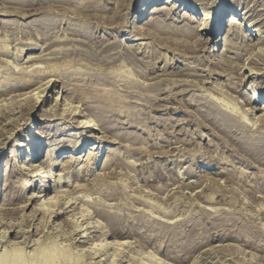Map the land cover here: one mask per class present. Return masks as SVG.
Segmentation results:
<instances>
[{
  "label": "rangeland",
  "instance_id": "rangeland-1",
  "mask_svg": "<svg viewBox=\"0 0 264 264\" xmlns=\"http://www.w3.org/2000/svg\"><path fill=\"white\" fill-rule=\"evenodd\" d=\"M135 1L131 6L130 0H0L3 178L10 152L20 155L19 164L10 171L14 181L0 197V217L10 225L25 220L30 230L37 225L44 230L46 226L44 234L34 230L29 237L26 253L30 258L38 248V239L59 234L61 220H45L39 211L30 220L34 202L30 208H23L27 205L24 200L12 201L18 188L28 197L35 193L36 184L28 178L22 175L23 180L16 181L20 164L24 165L39 147L24 138L29 132L26 119L50 110L55 104L52 96L59 92L63 100L71 101V107L93 112L101 125L99 138L85 143L87 152L65 163L69 160L65 156L74 150L72 146L81 141L82 132L76 124L70 126L71 118L59 116L39 123L38 127H46L51 135L41 139L43 150L33 162L39 160L40 164L44 149L51 144L55 155L47 167L53 181L66 184L61 190L69 198L78 196L93 204L94 210L98 206L95 214L106 224L114 223L110 215L121 218L122 223L116 226L124 229L129 241L145 252L166 256L170 264H264V152L251 157L230 151L234 146L219 138L210 119H205L212 102L219 108L221 104L228 113L230 108L236 109L239 116L251 107L254 94L264 104V0H174L180 7L170 15L159 10L141 18L144 0ZM185 3L196 8H202L201 3L206 5L213 19L224 15L221 25L225 30L210 44L196 48L200 37L196 33L186 36L182 30L198 26L184 20L181 7ZM232 15L252 25V30H260L261 58H255L257 65H245L247 72L242 66L257 41L240 25L228 23ZM151 19L165 30L149 23ZM80 28L88 35L79 34ZM229 32L236 35L231 37ZM227 36L230 43L225 41ZM23 78L37 81V85L12 88ZM47 83L49 87L55 83L48 92L51 97L28 110L29 95H22L34 88H39L35 92L39 94ZM42 85L45 87L40 88ZM63 105L64 101L61 109ZM17 124L25 132L19 131ZM250 124L254 127L252 121ZM14 128L18 130L10 141L7 132ZM251 134L258 146H264L263 126L256 125ZM94 145L99 160L91 168L87 158ZM197 180L205 185L191 183ZM7 226L0 225V232ZM15 236L9 234V240L16 242ZM21 238L17 243L24 241ZM9 240L0 244L1 251L10 245Z\"/></svg>",
  "mask_w": 264,
  "mask_h": 264
},
{
  "label": "bare ground",
  "instance_id": "bare-ground-1",
  "mask_svg": "<svg viewBox=\"0 0 264 264\" xmlns=\"http://www.w3.org/2000/svg\"><path fill=\"white\" fill-rule=\"evenodd\" d=\"M135 2H136L135 0H130V3H131L130 5L135 6ZM86 5H88V4H86ZM166 6L171 7V9L167 8ZM182 6H183V8L181 7V10L183 11L182 14L185 16L184 20L190 22V24L196 23L198 25L197 27H191V26L188 27L191 30H187V29L182 28V30L186 34V36L187 35L190 36V35L196 33L197 36L200 37V38L197 37V38H199V40H198V43L196 42L197 44L195 43L196 48L200 44H203L205 42H206V44H210L212 42V38L218 37V34L222 30H225L226 26H223V28H222V25H221L222 20L224 18V15L218 17L217 19H213V17H211V13L208 12L209 8L202 3L199 4V6H201L202 8H196L195 6H192L191 4H187V3L182 4ZM136 7H137V5H136ZM175 7H180V6H178L174 0H144V4L141 8L142 13H141L140 18L147 12L148 13L151 12V14H152V13L157 12L159 10H162L161 11L162 14L167 13V15H170V12H172V11L174 12L175 9L177 10V8H175ZM197 14H198V16H196ZM154 20L155 19H151L149 21V23L155 24V26L156 27L158 26L159 29H161L160 27L164 26V25L162 26L160 24V22H156ZM228 23L231 26L238 25V27H239V25H240V28L242 29V31H244L246 33L247 36L249 35L251 38L254 39V41L255 40L257 41V42H254V44L251 46V49L248 53L249 56L247 57V59L244 62V65H243L244 67L242 66V68L244 70H246V72H247L248 71L247 67L251 66V65H257V63L255 61H257L259 58H261L260 57L261 55L259 54V50H258L259 41H260L258 36L260 34V30H256V29L252 30L253 29L252 25L243 24L242 22L239 21V19H237V16H234V15L229 17ZM156 27H155V29H156ZM163 29L165 30L164 27H163ZM164 30H162V31H164ZM80 33H82V35L87 36L89 32L84 28H80L79 34ZM182 35H183V33H182ZM228 35L229 36L231 35V37H232L236 34L234 32H229ZM229 38L230 37L227 36V38L225 39V41H227V43H230ZM166 45L170 46L171 43L166 44ZM172 45H174V44H172ZM262 51H264V50H262ZM255 58H258V59L255 60ZM240 67H241V65H240ZM40 69H41V67H40ZM123 71H125V70H123ZM81 72H82V70H81ZM122 72H121V75L123 74ZM38 78H39V76H38ZM41 78L44 79L43 76ZM19 79H21V78H19ZM14 83H15V81H14ZM36 83H37V81H34V82H32V80L30 81V78L29 79L23 78L22 80H20L19 84H18V81H17L16 85L12 84V88H13V86H14V88H15V86L17 87L18 85H20L21 88H22V85H26L25 86L26 88H29V87L31 88L32 86L37 85ZM48 83L50 84V82H48ZM48 83L45 84L46 87L44 85H42L41 87L39 86L40 88H43V86L45 87L43 90H41L42 92L40 91L41 94L39 91H38L39 94L35 93L39 89L37 87H36L37 89L34 88L33 90H31L28 93L27 92L24 94L22 93L23 94L22 96L29 95V97L27 98V99H29L27 101L28 102L27 106L29 108V109L27 108L28 110L33 111L34 109H36L37 107L42 105V103L45 101L46 96L51 97V95H48V92H49V90H51V87L55 83H53V85L51 87L48 86L49 85ZM23 88H24V86H23ZM11 91H13V90H11ZM46 91H47V94L42 95ZM16 96H18V95H16ZM247 97H249V96H245L244 99H247ZM63 99H64V96L60 95L59 92H56L54 98L52 96V102H54L55 104L50 110L45 109L44 111H42L43 113L40 116L36 115V116H32V117L26 119L25 125L29 124V127H27V128H29V132L25 133L26 135H24V138L29 143H33L34 141L37 142L39 147L35 148V151L32 152L31 156L29 157V159L26 161V163L24 165L20 164V166L17 169L19 171L18 172L19 176L17 174V177L16 176L15 177L17 178L16 181L18 183L23 180V178L21 177L23 175L24 177L28 178L29 182L36 184V186H34L35 193L34 192L31 193V195L28 197L25 194V191H22L18 188V190H16L17 194L15 195V198H14V200H12L14 202L15 201L23 202V200H24V203L27 202L26 203L27 205L22 206L23 208H27L28 206H29L28 208H30L32 206V202H34V207H32V211L30 212V214L32 213L33 218H31L30 220L34 219V217L38 211L40 213H42V218H44V219L48 218V219L52 220V218H53L54 220H61L62 223H60L61 226H60L59 234L54 236V237H48V236L45 237L44 236L43 239L42 238L38 239L39 240L38 241V248L35 250V255H34V251L32 253L34 255V257L30 258L26 253V248L29 245V243H28L29 237H31V235L33 236L34 230L36 231V233H38V232H39V234L42 233L46 229V226H45V228L43 227L44 230H41V228L37 227L38 225L36 224L37 225L36 228L34 227L33 230H30L31 226L27 225V223H25V220L24 221L22 220V222H19L18 225H16L17 223H14L15 222L14 221L13 222L15 224V226H14L12 221H11V223L13 225H10V224L4 222V220H6L5 217H4V220L0 217V225H8L7 226L8 228L6 231H4L3 233L0 232V233H2V235L0 234L1 235L0 236V244L5 243L3 240H6V239L9 240V237H8L9 234L16 235L15 236L16 242L9 240L10 245H4L3 244L5 246V247L3 246L4 247L3 251H1L2 249H0V264H170L167 261L168 259L166 258V256L164 258H161V257H158L159 254H154L151 252H145L144 248H142L141 246H135L134 242L129 241L128 238L125 236L124 229L121 230L119 228V226L118 227L116 226L117 223H119V222L122 223L121 218H119L115 215H110L109 217H111L113 220L115 219L114 223L110 222V224H109V222H108V224H106L103 220H100L101 217H99V216L97 217L98 213L95 214V211H99L98 206L95 207L96 210H94V209H92V208H94L93 204H90V203L86 204L85 202H83L84 200H81V198L80 197L78 198V196L74 197V198H69L67 196L68 194L65 193L66 191L61 190V188L63 186H65L66 184L65 183L61 184V182H59V181H53V179L51 178L53 176V174L51 173V170H48V167H47V163H49L52 160L53 156L55 155V148H53V146H51L50 143L47 142L48 145L50 144V147L48 149L46 148L47 150L44 149V152H43L42 157H41V159L42 158L43 159L40 161V164H39V160H36V162H33V159L36 158L37 154H40L42 152L41 150H43L41 148V144H43V141H41V139L47 138L49 135H51L48 130H45L46 127H42V126L38 127L40 122H46L49 119L56 118L59 116H61L63 119L71 118L70 120H72V124L70 126L73 127V124H76V127H78V129L82 132V133H80V137H79V138H81V141L78 144H74L72 146L74 148V150H72V152H69L72 154H68L67 156H65L66 159H69V160H66L65 163L71 162L73 159H75L74 156L83 154L84 152H87L88 148H85L86 142H89L93 138H99V136L97 134L100 130L101 125L96 118L97 116L92 114L93 112H91L90 114L88 112L86 113L84 110L81 109L82 108L81 106L71 107V104H70L71 101L68 102L67 99H65V100H63ZM258 99H260V98L257 97V94H254V96L252 97V100L249 103L251 105V107L249 109H246L247 111H245V113H243V115H241V116L237 115V111H235L236 109L231 110V108H230L229 110L231 112L228 113L226 110L221 109V106H222L221 104H220V108L215 106L216 104H214V103H217V102H212V104H210V105L208 104L209 106H208L207 113L205 112L206 113L205 119H206V117L208 119H210L209 122L211 121L212 127L214 129H216L215 131H217L219 133V135H217V136H219V138L223 139V141L225 143H228L231 146L232 145L234 146V148H232L233 150L231 148L230 149L228 148L230 151H233V152H236L239 154L251 155V157L255 156V155L258 156L259 154H262L264 152V146H258L255 136H253V134H251L252 129H255L256 125L259 124V126L264 127V104H260V101ZM63 101H64V105H63V108L61 109V103ZM213 101H214V99H213ZM257 105H260V107H258ZM261 106H262V108H261ZM23 108L25 109L26 107L24 106ZM226 109H227V107H226ZM259 111H262V113L257 114V112H259ZM200 112H202V111H200ZM10 115H12V114H10ZM203 116H204V114H203ZM249 116H252V119H250ZM3 117H4V115L0 114V119H2V121L4 122L5 120H3ZM15 119H17V118H15ZM18 119H20V118H18ZM205 119L203 118L204 121H206ZM247 119L250 122L251 121L253 122L254 127H251L252 124H250V126L248 125L250 122L247 123ZM2 121H1V123H2ZM15 121L17 122V120H15ZM50 121H52V120H50ZM6 122H8V121L6 120ZM77 123H78V126H77ZM9 124L10 123H8V124L6 123L5 125H9ZM12 126H14V125H12ZM17 126H19V125L17 124ZM19 127H20L19 131L24 130V132H25V129H22L21 125ZM247 127H248V129H247ZM249 128H251V129H249ZM16 129L18 130V128H16ZM16 129L15 128L10 129L7 132V133L11 134L10 137H8V139H10V141L13 140L12 137H14L15 132L17 131ZM256 129H257V127H256ZM220 141H222V140H220ZM2 145H5V144H2ZM2 145L0 143V148L4 149L5 146L1 147ZM19 146H21V145H19ZM95 151H96L95 145H94V147L90 148V150L88 151L87 167L89 166L92 168V166L97 163V160H99L96 157L97 154L95 155ZM10 153H12V154L9 156L6 164H4V167H6L4 178H3V173L2 172L0 173V197L4 196V194L11 187L12 182L14 180H13V178L10 177L11 176L10 171L14 172L15 167H16L17 163L19 164V160H20L19 152L14 153V151H13ZM108 161H111V160H108ZM82 168H84V166ZM85 168H86V166H85ZM226 174L228 175L229 173H226ZM231 174H230V176H231ZM13 175H15V174H13ZM20 177L22 179H20ZM229 177L227 179H229ZM191 183L192 184L195 183L194 185H197L199 187L205 185L202 182H198V180L191 182ZM59 184H61V185L59 186ZM31 186H33V185H31ZM209 186H211V185H209ZM30 201H31V203L29 204ZM81 201L84 204L81 205ZM12 205H14V204H12ZM85 205H86V207H85ZM102 209L100 211L104 210V209L103 210ZM25 216H27V215H25ZM16 219H18V218H16ZM48 219H45V220H48ZM10 220H12V219H10ZM6 222H8V221H6ZM43 222L45 223V221H43ZM44 223H42V224H44ZM48 223H49V221H48ZM44 225H46V224H44ZM39 226H40V224H39ZM4 229H6V227ZM2 230H3V228H2ZM45 232H43V234ZM25 234H26V236L27 235H29V236L26 237ZM21 237L22 238L24 237V241H20L19 243H17V241H18L17 238H21ZM22 238H21V240H23ZM30 239L32 240V238H30ZM33 241H35V240H33ZM6 242H8V241H6ZM35 243H37V242H35ZM31 244H30V247L32 246ZM35 246H37V245L35 244ZM35 246L33 248H35ZM0 247H1V245H0ZM137 248L141 249L142 251L136 250ZM31 250H34V249H31ZM28 252H29V249H28ZM61 254H63L62 257L60 256ZM57 255H58V257H57ZM30 256H31V254H30ZM144 260H146L147 262H145Z\"/></svg>",
  "mask_w": 264,
  "mask_h": 264
}]
</instances>
